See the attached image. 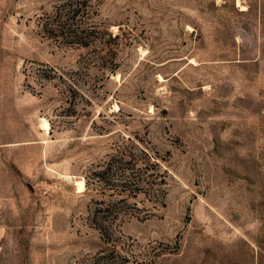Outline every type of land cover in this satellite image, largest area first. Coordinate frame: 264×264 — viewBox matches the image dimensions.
<instances>
[{"label":"rangeland","instance_id":"374dc122","mask_svg":"<svg viewBox=\"0 0 264 264\" xmlns=\"http://www.w3.org/2000/svg\"><path fill=\"white\" fill-rule=\"evenodd\" d=\"M67 2L0 0V264H264V0Z\"/></svg>","mask_w":264,"mask_h":264},{"label":"trees","instance_id":"16d2710c","mask_svg":"<svg viewBox=\"0 0 264 264\" xmlns=\"http://www.w3.org/2000/svg\"><path fill=\"white\" fill-rule=\"evenodd\" d=\"M86 3H87V0H68V2L66 3V5L68 6V9H65L66 15H67V17L65 18V21H67V19L71 20V19L75 18L77 15H79L80 12L83 13V11H85L84 9H86ZM55 14H57V16H58L57 21L60 22V20L62 18V14H61L60 9L56 10ZM70 26H71L70 24L63 23V21H61L59 24L56 23L54 29H51V30H52V32L55 30H57V32L58 31L61 32L62 29H65V27H67L69 29ZM68 31H69L70 35H73V36H78L79 33L84 32L82 29H78V26L72 27V29H70ZM85 33L87 35H89V33H92V31L89 28V29L85 30Z\"/></svg>","mask_w":264,"mask_h":264},{"label":"bare ground","instance_id":"6f19581e","mask_svg":"<svg viewBox=\"0 0 264 264\" xmlns=\"http://www.w3.org/2000/svg\"><path fill=\"white\" fill-rule=\"evenodd\" d=\"M44 125H45V128L49 127V126L47 127V125H49L48 123H45ZM76 184H77L76 187H77L78 190H84V182H83V180L76 181Z\"/></svg>","mask_w":264,"mask_h":264}]
</instances>
